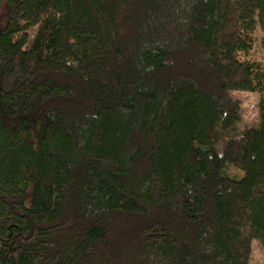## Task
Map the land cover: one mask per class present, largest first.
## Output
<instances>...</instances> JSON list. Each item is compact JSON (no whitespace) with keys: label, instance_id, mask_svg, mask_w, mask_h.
Here are the masks:
<instances>
[{"label":"trees","instance_id":"1","mask_svg":"<svg viewBox=\"0 0 264 264\" xmlns=\"http://www.w3.org/2000/svg\"><path fill=\"white\" fill-rule=\"evenodd\" d=\"M257 25L264 0H0V264L264 251V97L239 131L230 94L264 93Z\"/></svg>","mask_w":264,"mask_h":264},{"label":"rangeland","instance_id":"2","mask_svg":"<svg viewBox=\"0 0 264 264\" xmlns=\"http://www.w3.org/2000/svg\"><path fill=\"white\" fill-rule=\"evenodd\" d=\"M264 38V33L257 25L254 30L253 44L252 48L246 52H240L239 56L241 59L255 60L263 64L264 66V44L262 40ZM230 94L237 98L241 104V114L242 120L237 125L238 130H242L244 127L256 126L259 123L258 115V101L261 97H264V93L260 94L257 92H247L240 90H233ZM223 142L217 144V150L220 152L223 146ZM226 173L234 178H239L243 173L237 170L232 165L228 164L225 167ZM249 264H264V251L261 249L258 242L253 241L251 245V256Z\"/></svg>","mask_w":264,"mask_h":264}]
</instances>
